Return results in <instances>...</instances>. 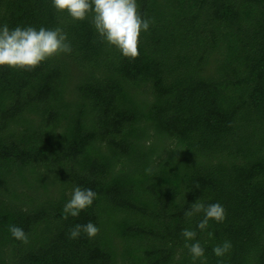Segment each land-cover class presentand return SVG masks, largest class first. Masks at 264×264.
I'll list each match as a JSON object with an SVG mask.
<instances>
[{
    "label": "trees",
    "instance_id": "obj_1",
    "mask_svg": "<svg viewBox=\"0 0 264 264\" xmlns=\"http://www.w3.org/2000/svg\"><path fill=\"white\" fill-rule=\"evenodd\" d=\"M137 3L154 23L129 60L51 0H0V26L61 27L72 48L0 66V264H194L184 229L206 264H264V0ZM75 186L97 195L65 220ZM197 201L225 220L198 229Z\"/></svg>",
    "mask_w": 264,
    "mask_h": 264
},
{
    "label": "clouds",
    "instance_id": "obj_2",
    "mask_svg": "<svg viewBox=\"0 0 264 264\" xmlns=\"http://www.w3.org/2000/svg\"><path fill=\"white\" fill-rule=\"evenodd\" d=\"M51 6L57 13H65L72 21L89 20L101 42L115 48L122 57L135 60L139 56L138 44L141 33L147 32L154 23L151 18H145L140 11L137 0H51ZM72 52L67 33L61 28H36L34 26H16L9 28L7 24L0 26V66L13 70L33 71L41 63L63 54ZM151 169L146 172L151 174ZM198 187V185H197ZM96 193L89 188L75 186L71 198L63 207V219L78 217L81 211L89 208L96 198ZM187 218L202 215L197 227L205 230L209 221L222 223L226 218V210L219 203L205 204L197 201L185 211ZM12 237L27 244L28 236L24 230L15 225L9 228ZM81 233L89 239L99 233V228L93 223L76 224L69 232V239H77ZM185 240L184 247L195 264L197 260L206 264L204 247L195 241L196 232L184 229L181 233ZM212 233L208 236L211 238ZM232 244L224 241L213 248L217 257H223L230 251Z\"/></svg>",
    "mask_w": 264,
    "mask_h": 264
}]
</instances>
